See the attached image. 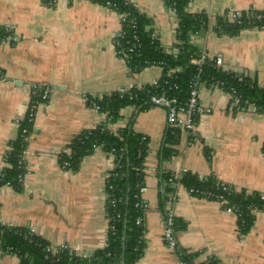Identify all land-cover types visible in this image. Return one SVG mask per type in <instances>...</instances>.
Listing matches in <instances>:
<instances>
[{
	"label": "crops",
	"instance_id": "0c3cea01",
	"mask_svg": "<svg viewBox=\"0 0 264 264\" xmlns=\"http://www.w3.org/2000/svg\"><path fill=\"white\" fill-rule=\"evenodd\" d=\"M129 1L150 19L160 46L176 52L177 23L165 0ZM186 9L208 20V28L201 30L205 33L190 35L188 42L209 57L220 56L222 70L247 76L264 89V30L246 28L231 36L212 29L217 16L264 10V0H190ZM0 27L10 29L0 42V171L7 165L5 155L26 115L32 87L50 88L26 137L22 187L0 186V224L29 229L52 247L64 245L78 254L100 249L107 240L105 176L112 157L96 149L68 170L60 164V152L69 153V144L82 130L106 121L105 114L83 102V94L101 99L122 88L152 84L162 68L147 66L133 73L114 49L119 14L89 0H58L54 5L0 0ZM199 100L212 111L198 117L193 141L181 132L170 158L159 157L166 128L163 107L139 111L127 106L113 124L120 128L133 116V130L148 139L141 193L145 247L135 264H180L163 239L160 172L186 170L264 195V114L232 113L231 96L216 87L202 86ZM175 194L174 215L186 223L175 234L180 247L201 251L199 261L213 255L220 264H264V211H255L252 227L240 235L236 215L220 202L191 195L181 185ZM0 264L20 262L3 254Z\"/></svg>",
	"mask_w": 264,
	"mask_h": 264
},
{
	"label": "trees",
	"instance_id": "16d2710c",
	"mask_svg": "<svg viewBox=\"0 0 264 264\" xmlns=\"http://www.w3.org/2000/svg\"><path fill=\"white\" fill-rule=\"evenodd\" d=\"M101 5L109 2L118 14H125L121 23L123 35L119 37L123 43V49L127 51V45H131L138 38L136 47L128 52L130 59L126 62L133 73L139 72L152 62L161 63L162 73L170 75L165 78L167 84L161 81L159 87L146 84L141 89H131L127 94L136 95L129 99L127 95L119 97L118 94L96 98L100 112L105 113L107 122L118 123L121 119L120 111L127 106H134L137 110H145L152 107L148 98L155 93H165L167 97H175L178 105H185L189 97V81L197 71V65L191 60L197 58L200 51L188 42V37L198 34L202 29L208 28V20L204 14L187 12L190 0H165L168 8L174 10L176 19L177 43L174 50L163 49L156 38L151 36L149 28L150 19L140 13L134 3L129 0H89ZM262 12L264 10H253ZM244 14V13H242ZM244 16V15H243ZM246 23L229 22L226 13L216 17L215 26L217 33L236 35L242 29H246ZM8 33L0 27V42ZM200 79L207 85L221 84L223 90H232L238 95L242 106L244 101L252 102L260 113L264 114V89L254 81L236 72H227L214 66L213 61H205L201 65ZM166 76V75H165ZM39 100L38 96L31 97L29 106ZM197 120V117H196ZM134 117L132 116L125 126L120 127L116 133L110 131L106 123L82 130L69 144V153L60 154V164L67 162L64 169L75 170L84 156L94 152L95 147H100L104 152H111L119 159L118 165L111 171L106 186L105 210L108 225L113 226L107 230V240L104 247L88 252L87 257L80 256L77 252L64 247H52L50 243L37 236L29 229L17 228L0 224V256L13 254L18 257L20 264H135L144 252V225L143 216L145 202L141 198V188L145 186L144 162L148 154V140L142 141V134L132 128ZM32 130V121L26 114L20 121L17 134L9 143L10 150L5 156L6 166L1 170L0 186L9 185L16 189L22 187L19 176L25 174V164H19L20 155L26 148V137ZM25 131V132H24ZM180 128L166 126L162 145L159 150L160 158H170L176 154L173 145L177 144L181 136ZM264 148V147H263ZM159 208L163 220L167 217V204L176 200V188L170 187L168 179L172 172H160ZM175 181L183 186L191 195L220 202L222 207L231 208L237 219V229L240 235L246 234L254 223V212L264 211V199L259 192H248L244 189L236 190L229 184L220 182L213 176L200 177L197 174L185 171ZM174 194V200H169L168 194ZM115 199V204L108 203V199ZM223 202V203H222ZM142 218L140 223H136ZM172 231L176 234L186 227L184 220L174 216ZM201 251H189L178 244L175 255L183 264H220V260L213 256H207L199 261Z\"/></svg>",
	"mask_w": 264,
	"mask_h": 264
},
{
	"label": "built area",
	"instance_id": "2783aa9c",
	"mask_svg": "<svg viewBox=\"0 0 264 264\" xmlns=\"http://www.w3.org/2000/svg\"><path fill=\"white\" fill-rule=\"evenodd\" d=\"M47 4L49 5H54L57 3L58 0H44ZM70 1V0H67ZM107 8H110L112 10H116L115 7H113V5H111L109 2L106 3ZM172 11V13L174 14V10L170 9ZM252 9L247 10L246 12H228L226 14V19L229 22H234V23H246L248 25L247 28H256V29H260V30H264V13L262 12H252ZM244 13V14H242ZM244 15V16H243ZM120 16V21L122 23V21L125 18V14H119ZM215 26V24H214ZM5 30V32L9 33L10 29L8 27L3 28ZM123 35L122 29L120 27V29L118 30V32L116 33V35L114 36L113 39V43H114V49L117 55L122 56L124 58V60L127 62L130 59V55L128 52H132L134 50V48L137 45L138 42V38L136 36H134L135 40L133 41V43L131 45L126 44L127 47V51H125L123 49V43L120 42L119 37H121ZM8 34L6 35V37L4 39L8 38ZM151 36L153 38L154 35L151 34ZM3 40V39H2ZM1 40V41H2ZM213 61L214 62V66L217 68H221L222 65V59L220 56H216V57H209L207 56V54L204 53V51H201L198 55L197 58H194L191 60V63L197 65V71L195 74H193V76L191 77L190 81H189V97L187 99V102L185 105H178L176 98L175 97H167L165 95V93H155L153 95H151L147 101L150 102L151 106H160L163 107L165 109L166 112V126L168 127H175V128H180V130L182 132H185V134L189 135V139L191 141H193L194 137L196 136V126L198 124V117L201 116L202 114L205 113H210L212 111V108L209 106H204L203 104H201L200 100H199V91L200 88L202 86L205 87H216V88H220L223 90L222 85L221 84H212L210 83L209 85H207L204 81H202L200 79V73L202 72V68L201 65L204 64L205 61ZM161 63L159 62H152L150 64V66H159L161 67ZM170 72H167L165 75L162 73V75L155 80L152 85H154L155 87H159L160 82L163 81L162 83L164 85L167 84V81L165 80V78L167 76L170 75ZM0 79H1V71H0ZM143 88V86H139L137 89H141ZM131 89H119L116 94H118L119 97H123L125 95H127L130 92ZM225 91V90H224ZM227 92V91H225ZM31 97L33 96H38L39 100L37 101L36 104L28 106L26 114L28 115V120L31 122L33 121V117L36 111V107L40 104H46L49 97H50V88L48 85L45 84H40V85H34L32 87V91H31ZM230 96H231V112L232 113H238V112H253V113H260L258 111V108L249 101H244L242 106H239V102L240 99L238 97V95L235 93L234 90L227 92ZM136 95H132L129 94L127 95V97L129 99H133ZM31 97H30V103H31ZM82 100L84 103L88 104L90 107L96 109V110H100L99 105L96 103V99L83 94L82 95ZM29 103V105H30ZM105 114V113H103ZM106 116V114H105ZM197 117V120H196ZM107 124V127L110 129V131L116 133L117 130L119 129L118 127H114L113 124H111L110 122H107V116H106V121L104 122ZM25 132V131H24ZM141 140L142 141H147V137L145 135L141 136ZM96 149H100V147H95L94 151ZM68 150H63L61 153H67ZM108 153L113 160V166L112 168L108 171V173L105 176V190H106V186H108V188L111 190V185L108 184V181L111 177V171L118 165L119 163V159L122 154L120 153L119 155H115L113 150H111V152H106ZM7 154V153H6ZM262 154L264 155V148L262 149ZM6 156V155H5ZM19 164L24 165V151L21 153L20 155V161ZM68 163L64 162L62 167L64 168L65 166H67ZM186 170H180V172L177 173H173V176L170 177L168 179V182L170 184V187H175L177 188L178 186H180V184L178 182L175 181L176 179H179L181 177V174L183 172H185ZM0 177H1V171H0ZM25 178V174H22L19 176V180L23 183V180ZM143 191V187L141 188V193ZM106 198V197H105ZM168 198L169 200H174V194L169 193L168 194ZM261 198L264 199V195H261ZM108 203L112 204V206L115 204V199L114 198H110L108 199ZM223 203V202H222ZM174 204V203H173ZM225 210H228L232 213H234L232 211L231 208H225ZM174 212L172 209V203L169 201L167 204V217L165 220H163V239L165 244L168 246V248L170 250H172V252L175 253V249L177 246V242L175 240V234L172 231V221H173V217H174ZM142 220V218H138L136 220V223H140ZM113 228V226L110 227V225H108V229ZM61 248L64 247V245L60 246ZM82 257H87L88 256V252H82L79 254ZM180 264H183L182 262H180Z\"/></svg>",
	"mask_w": 264,
	"mask_h": 264
},
{
	"label": "water",
	"instance_id": "95a60500",
	"mask_svg": "<svg viewBox=\"0 0 264 264\" xmlns=\"http://www.w3.org/2000/svg\"><path fill=\"white\" fill-rule=\"evenodd\" d=\"M202 34H204L205 32L204 31H201Z\"/></svg>",
	"mask_w": 264,
	"mask_h": 264
}]
</instances>
